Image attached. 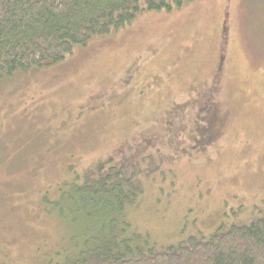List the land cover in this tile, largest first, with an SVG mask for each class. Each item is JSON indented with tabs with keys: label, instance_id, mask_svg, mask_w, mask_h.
<instances>
[{
	"label": "rangeland",
	"instance_id": "obj_1",
	"mask_svg": "<svg viewBox=\"0 0 264 264\" xmlns=\"http://www.w3.org/2000/svg\"><path fill=\"white\" fill-rule=\"evenodd\" d=\"M120 157L139 172L126 235L156 248L264 214V0L148 12L0 77V264L68 263L83 220L45 211Z\"/></svg>",
	"mask_w": 264,
	"mask_h": 264
},
{
	"label": "trees",
	"instance_id": "obj_2",
	"mask_svg": "<svg viewBox=\"0 0 264 264\" xmlns=\"http://www.w3.org/2000/svg\"><path fill=\"white\" fill-rule=\"evenodd\" d=\"M188 1L0 0V77L52 65L75 45L108 35L142 14L171 11ZM137 170L124 157L102 161L71 181L75 195L67 198L66 209L45 211L83 220L80 245L64 264H264V214L164 248L140 240L137 231L126 235L130 225L123 212L140 193ZM56 194L43 193L42 205L53 204Z\"/></svg>",
	"mask_w": 264,
	"mask_h": 264
}]
</instances>
